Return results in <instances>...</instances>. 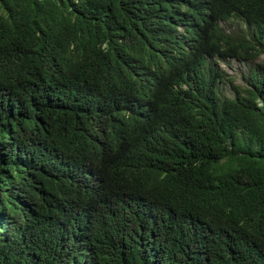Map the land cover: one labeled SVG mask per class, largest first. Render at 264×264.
<instances>
[{"label":"trees","instance_id":"1","mask_svg":"<svg viewBox=\"0 0 264 264\" xmlns=\"http://www.w3.org/2000/svg\"><path fill=\"white\" fill-rule=\"evenodd\" d=\"M260 55L242 84L215 61ZM0 89L39 142L29 175L3 163L30 217L67 213L53 173L88 161L84 184L111 197L80 188L113 227L93 231L102 264H144L161 233L176 249L150 264H264V0H0Z\"/></svg>","mask_w":264,"mask_h":264},{"label":"clouds","instance_id":"2","mask_svg":"<svg viewBox=\"0 0 264 264\" xmlns=\"http://www.w3.org/2000/svg\"><path fill=\"white\" fill-rule=\"evenodd\" d=\"M233 19L235 26L243 30L247 29L244 21ZM262 57L263 55H260L251 61H241L230 57L216 58L215 61L226 81L232 80L242 84L244 71L240 76L241 82H236L235 75H229L223 67L227 63L225 61L235 59L244 64L254 61L251 64L254 65ZM14 100V92L0 89V264H102L100 250L93 239V231L108 233L113 227L102 228L94 222L92 206L80 195V188H82L92 194L111 198L108 195L92 192L84 184L82 172L90 171L95 167L94 163L80 162L71 158L66 160L64 157L62 160L64 166L54 171L51 179V194L55 190H62L65 196L60 199L67 213L32 218L23 211L25 207L32 209L28 198L20 190L24 186V181L19 180L16 186L12 175L8 173L3 163L5 159H11L16 171L29 175L36 167H39L36 163L39 142L31 134L30 123H26L24 118L6 116ZM43 144L54 162L60 161L62 154L57 151L61 150L50 144L47 137ZM52 202L54 203L53 195ZM165 213L169 214L168 210ZM159 214L164 215V212ZM147 217L139 224L141 230L154 226ZM221 231H223L222 228ZM159 235L161 244L148 242L142 238V248L136 252L140 261L144 260V264H150L149 260L155 257L162 259L167 251L176 249L170 238L163 236V233ZM258 240L264 244V238L260 236ZM248 244L242 258L252 261L261 244L250 240ZM64 248L70 251L67 252Z\"/></svg>","mask_w":264,"mask_h":264},{"label":"rangeland","instance_id":"3","mask_svg":"<svg viewBox=\"0 0 264 264\" xmlns=\"http://www.w3.org/2000/svg\"><path fill=\"white\" fill-rule=\"evenodd\" d=\"M220 24L226 26V23L221 22ZM225 62H227V63H225L223 65V67L227 70L226 72L229 75H235L236 82H238V83L241 82L240 76L243 73V71L245 74L247 72L249 66L254 63V61H252L251 63L246 62V64H244V63H241L235 59H229L228 61H225ZM245 68H246V70H245Z\"/></svg>","mask_w":264,"mask_h":264}]
</instances>
